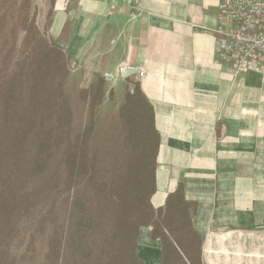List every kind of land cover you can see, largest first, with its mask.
Here are the masks:
<instances>
[{"label": "crops", "instance_id": "crops-1", "mask_svg": "<svg viewBox=\"0 0 264 264\" xmlns=\"http://www.w3.org/2000/svg\"><path fill=\"white\" fill-rule=\"evenodd\" d=\"M136 2L55 0L48 36L74 71L103 79L105 103L137 88L152 106L160 142L152 205L163 208L183 186L194 258L264 264V76H234L216 61L219 0ZM122 65L137 72L123 78ZM138 256L162 262L151 228L140 230Z\"/></svg>", "mask_w": 264, "mask_h": 264}, {"label": "trees", "instance_id": "trees-1", "mask_svg": "<svg viewBox=\"0 0 264 264\" xmlns=\"http://www.w3.org/2000/svg\"><path fill=\"white\" fill-rule=\"evenodd\" d=\"M30 10L31 0L0 3V264H144L142 228L161 240V264H200L198 242L185 236L183 186L163 208L152 205L160 144L152 106L137 88L127 91L121 140L91 146L99 79L81 92L89 119L71 135V60Z\"/></svg>", "mask_w": 264, "mask_h": 264}, {"label": "built area", "instance_id": "built-area-1", "mask_svg": "<svg viewBox=\"0 0 264 264\" xmlns=\"http://www.w3.org/2000/svg\"><path fill=\"white\" fill-rule=\"evenodd\" d=\"M125 1L140 8L137 0ZM218 10L216 61L230 64L234 76H264V0H219Z\"/></svg>", "mask_w": 264, "mask_h": 264}, {"label": "rangeland", "instance_id": "rangeland-1", "mask_svg": "<svg viewBox=\"0 0 264 264\" xmlns=\"http://www.w3.org/2000/svg\"><path fill=\"white\" fill-rule=\"evenodd\" d=\"M30 14H36L37 27L42 34L48 36L49 25L52 19L51 0H31ZM22 37L23 35L19 34V44L21 43ZM72 71H74V67L71 62L70 75L65 82L64 89L73 113L71 135L74 136L82 131L89 119L87 102L80 99V94L82 91L87 90L86 88L89 86L94 85L95 83L93 82L95 81L90 76H87L86 79L84 77L85 74L80 75V69L77 71L75 70L74 72ZM103 101L104 97L102 99V103ZM122 101V99L117 100L109 98L106 99V103L104 101L105 104L103 107L101 103V105L97 108L95 115V134L93 136L91 146L102 149L105 144H114L121 140L123 129L119 120L118 111L123 104ZM80 188L82 189L81 186ZM60 210H63V206L61 204L60 206L58 205L57 215L63 217ZM36 249L37 253L43 250V245L40 240L37 242ZM23 250L24 248L19 252L21 253Z\"/></svg>", "mask_w": 264, "mask_h": 264}, {"label": "water", "instance_id": "water-1", "mask_svg": "<svg viewBox=\"0 0 264 264\" xmlns=\"http://www.w3.org/2000/svg\"><path fill=\"white\" fill-rule=\"evenodd\" d=\"M136 72H137V70L132 69V68H128V67H126V65L121 66L120 74L123 78L128 77L132 74H135ZM107 79H108V77H107Z\"/></svg>", "mask_w": 264, "mask_h": 264}]
</instances>
